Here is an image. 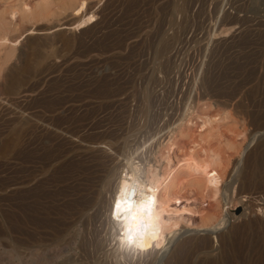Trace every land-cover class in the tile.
Masks as SVG:
<instances>
[{
    "label": "rangeland",
    "instance_id": "1",
    "mask_svg": "<svg viewBox=\"0 0 264 264\" xmlns=\"http://www.w3.org/2000/svg\"><path fill=\"white\" fill-rule=\"evenodd\" d=\"M26 1L38 0H0V9L17 12L12 35L18 38L0 73V264H92L100 258L112 264L103 249V211L99 203L89 205L86 193L93 196L114 167L103 148L120 158L150 157L185 102L205 91L218 99L217 90L236 81L241 92L232 102L245 101L240 126L226 129L235 143L215 141L232 153V164L264 153V107L259 96L242 98L254 85L264 88V0H107L110 6L100 11L101 0L96 20L84 27L74 24L71 11L31 19ZM245 127L248 133L236 135ZM80 168L100 179L91 182ZM116 180L101 188L105 198ZM244 208L226 215L225 225L190 230L212 241L231 232L238 240L244 229L256 232L264 222V209ZM246 222L253 227L244 228Z\"/></svg>",
    "mask_w": 264,
    "mask_h": 264
},
{
    "label": "bare ground",
    "instance_id": "2",
    "mask_svg": "<svg viewBox=\"0 0 264 264\" xmlns=\"http://www.w3.org/2000/svg\"><path fill=\"white\" fill-rule=\"evenodd\" d=\"M99 2L101 0H38L34 3L26 1L23 9L27 14L25 16L36 21L37 18L44 20L52 13L59 15L71 11L75 16L74 24L77 27H84L96 20L98 11L94 8ZM109 6L106 0L100 11H104ZM16 13L14 8L0 9V73L17 49L18 38L12 35L17 22ZM63 27H71V25ZM27 29L32 30L30 33H33L42 28ZM12 77L18 80L17 75ZM200 84L202 82L198 85ZM237 91L236 81H232L222 89H218L217 93L214 91L216 93L214 96L219 97L218 99L211 98L210 96L213 95L206 94V91L204 95H200L202 98L196 95V98L191 99L196 91L192 96L189 94L191 100L185 102L186 110L170 124L172 127L165 131L166 136L155 143L156 150L150 157L136 161L134 155L127 154L120 158L113 156V149L106 145L107 148H103L102 153L106 152L113 157L112 168L117 172L113 173L114 170L110 167L107 179H105L107 175L103 177L105 180L93 179L90 176L88 178L87 172L92 169L86 168V171L80 168L81 172L86 171L87 176H84L89 180L100 179V182L97 181L100 186L95 188V192L93 190V196L89 194L92 190H88L89 186L84 184L88 190L86 193L91 196L89 205L99 203V210L103 211L107 223V236L105 240L103 239V249L106 246L105 256L115 259L112 264H264V222H261V226L258 225L260 227L258 230L255 229L256 232L249 230L247 232V229H244L246 231L237 238L238 240L232 238L231 232L216 235L215 241H212L206 233L191 232L193 228H204L212 224L225 225L224 217L226 215L232 217V211L240 205L245 206L244 210L263 211L264 209V153L252 157L253 159L249 156L244 162L238 159L232 164V153L226 155L225 151L219 149L221 147L218 148L219 145L216 146L215 143V141L235 143V139L228 135L226 129L229 125L239 124V118L245 112L243 99L232 102ZM191 92L190 90L189 93ZM251 96H259L257 101L264 107V88L261 92L254 85V88H248L241 97ZM212 105L218 107L217 113H208L207 110ZM260 126L264 127V124ZM235 133L244 135L248 133V128L238 129ZM104 157L95 155L96 161L98 162L99 159L103 165L107 163ZM90 166L92 164L88 167ZM91 174L93 176V173ZM115 176L117 180L113 194L105 198L101 188H106ZM95 185L93 184L94 187ZM124 185H127V193L121 199L131 203L121 204L120 218L117 220L112 218V212ZM93 186L89 189H93ZM134 189L135 197L131 195ZM149 197L153 198L150 208H142L141 202L147 204ZM225 204H227L226 208ZM84 207L82 210L85 209ZM246 227L251 229L253 226L246 222L244 228ZM126 230L130 231L126 232ZM214 232L216 231L213 230L211 233ZM126 234L133 236V242L131 246L122 247L121 243ZM157 244L160 245L159 248L156 247ZM137 245H143V249ZM104 263V258L102 260L100 258L92 264Z\"/></svg>",
    "mask_w": 264,
    "mask_h": 264
},
{
    "label": "snow or ice",
    "instance_id": "3",
    "mask_svg": "<svg viewBox=\"0 0 264 264\" xmlns=\"http://www.w3.org/2000/svg\"><path fill=\"white\" fill-rule=\"evenodd\" d=\"M126 193H127V185H124V187L120 191L119 197L116 199V202L114 204V211L112 212V218L117 219V220L120 218V210H121V204L122 203H125V202L129 203V204L131 203L130 201H127L126 199L125 200L121 199V197H125L126 196ZM131 195L133 197H135V195H136V190L135 189L132 191ZM152 202H153V198L149 197L147 204H145L143 201L141 202V207L142 208L143 207H149L150 208ZM133 219H135V217H133ZM127 231H130V230H126V232ZM125 239L128 241L127 246H131V244L133 242V236L126 234ZM137 247L143 249V245H137ZM156 247L159 248L160 245L157 244Z\"/></svg>",
    "mask_w": 264,
    "mask_h": 264
},
{
    "label": "clouds",
    "instance_id": "4",
    "mask_svg": "<svg viewBox=\"0 0 264 264\" xmlns=\"http://www.w3.org/2000/svg\"><path fill=\"white\" fill-rule=\"evenodd\" d=\"M117 227H119V225H117ZM127 244H128V241H127L126 239H124V240L122 241V243H121V246H122V247H126Z\"/></svg>",
    "mask_w": 264,
    "mask_h": 264
}]
</instances>
